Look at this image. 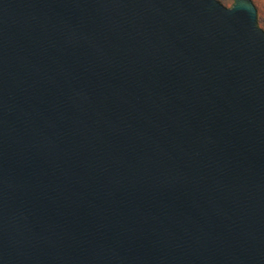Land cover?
<instances>
[{"label":"water","instance_id":"water-1","mask_svg":"<svg viewBox=\"0 0 264 264\" xmlns=\"http://www.w3.org/2000/svg\"><path fill=\"white\" fill-rule=\"evenodd\" d=\"M0 264H264L251 0H0Z\"/></svg>","mask_w":264,"mask_h":264},{"label":"rangeland","instance_id":"rangeland-1","mask_svg":"<svg viewBox=\"0 0 264 264\" xmlns=\"http://www.w3.org/2000/svg\"><path fill=\"white\" fill-rule=\"evenodd\" d=\"M226 7H230L234 0H218ZM257 11V24L264 30V0H251Z\"/></svg>","mask_w":264,"mask_h":264}]
</instances>
